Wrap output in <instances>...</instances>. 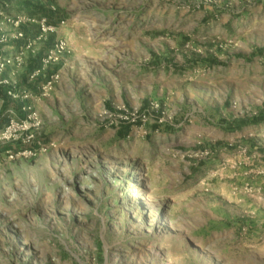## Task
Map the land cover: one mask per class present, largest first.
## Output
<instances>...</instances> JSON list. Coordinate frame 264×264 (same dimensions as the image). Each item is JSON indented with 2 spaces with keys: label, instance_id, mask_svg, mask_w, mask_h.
<instances>
[{
  "label": "rangeland",
  "instance_id": "obj_1",
  "mask_svg": "<svg viewBox=\"0 0 264 264\" xmlns=\"http://www.w3.org/2000/svg\"><path fill=\"white\" fill-rule=\"evenodd\" d=\"M0 11V264H264V0Z\"/></svg>",
  "mask_w": 264,
  "mask_h": 264
},
{
  "label": "crops",
  "instance_id": "obj_2",
  "mask_svg": "<svg viewBox=\"0 0 264 264\" xmlns=\"http://www.w3.org/2000/svg\"><path fill=\"white\" fill-rule=\"evenodd\" d=\"M1 28H3V30H8L9 32V25H6L3 21H0V30ZM11 48L12 47H9V42L5 45L0 46V56H3L8 60V64L6 65L3 72L0 74V112L9 109V106L5 104L2 97L5 96L7 99H9V92H11L12 90L17 91L18 88L20 90L22 86L27 84V79L25 80V82H23V77L26 76V71L25 73L20 75L19 78H17L15 75H12V73L11 75L9 73V57L15 55L13 51H10ZM9 88L12 90L9 91ZM16 103H19L21 105V109L25 105L24 101H17Z\"/></svg>",
  "mask_w": 264,
  "mask_h": 264
},
{
  "label": "trees",
  "instance_id": "obj_3",
  "mask_svg": "<svg viewBox=\"0 0 264 264\" xmlns=\"http://www.w3.org/2000/svg\"><path fill=\"white\" fill-rule=\"evenodd\" d=\"M44 14L46 15V16H48V15H50L49 13H47V12H44ZM52 23V22H51ZM24 31V30H23ZM40 55L37 57V58H35L34 60H39L40 59ZM36 60V61H37ZM33 62L30 66H29V68L27 69V71H26V76L28 75V74H30L32 71H34V70H36V69H39V62ZM51 72V71H50ZM49 72V73H50ZM49 73H48V75H49ZM26 76H24L23 77V82H25V80H26ZM45 75H44V73L42 74V75H40L39 76V78H38V80H39V82H42L44 79H42V77H44ZM26 87L29 89V90H32L33 88H34V86H32V85H26ZM5 90V89H4ZM9 91H11V89L9 88ZM3 98V100H4V102H5V104L7 105V106H9V107H11L13 110H15L21 117H24V113H22L21 112V105L19 104V103H16L15 101H12V99L9 97V99H7L5 96L4 97H2ZM261 119V117H256L253 121H255L256 123H258L259 122V120ZM7 122V121H6ZM6 122H2V123H0V128L4 125V124H6ZM131 127H132V125H131V123H128V122H124V123H121V127H120V130L118 131V135H119V137H121V138H125L128 134H129V132L131 131Z\"/></svg>",
  "mask_w": 264,
  "mask_h": 264
},
{
  "label": "built area",
  "instance_id": "obj_4",
  "mask_svg": "<svg viewBox=\"0 0 264 264\" xmlns=\"http://www.w3.org/2000/svg\"><path fill=\"white\" fill-rule=\"evenodd\" d=\"M0 15H2V12L1 11H0ZM5 19L9 22V18H6L5 17ZM41 26H42V30L43 31H46L44 25L41 24ZM61 49H63L62 44L56 45V50L57 51H60ZM7 64H8V60L5 57L0 56V74L3 72V70L5 69V67H6ZM57 78H58V75L57 74L52 75L50 77V81L47 83V85H50L51 82L54 81V80H56ZM8 94L9 95L10 94L12 95L11 92H9ZM32 118H34L32 115H29L28 116V119H32ZM12 126H13V121L12 120L10 122L8 121V123L6 124V126L0 132V136H2L3 138L8 139L9 138V133H10V131L12 129ZM33 138H34L33 135H29V136H27V141L33 140ZM7 154H9V157L12 158V155H11V153H9V151H7ZM22 154L25 155V156H31V155H33V153H32L31 150H29V151H23Z\"/></svg>",
  "mask_w": 264,
  "mask_h": 264
}]
</instances>
